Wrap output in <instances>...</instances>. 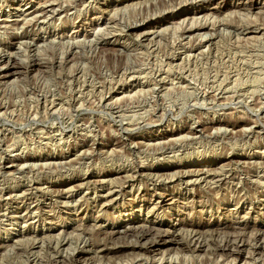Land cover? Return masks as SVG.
I'll list each match as a JSON object with an SVG mask.
<instances>
[{
	"label": "rangeland",
	"instance_id": "obj_1",
	"mask_svg": "<svg viewBox=\"0 0 264 264\" xmlns=\"http://www.w3.org/2000/svg\"><path fill=\"white\" fill-rule=\"evenodd\" d=\"M50 1L0 0V264H264V0Z\"/></svg>",
	"mask_w": 264,
	"mask_h": 264
},
{
	"label": "bare ground",
	"instance_id": "obj_2",
	"mask_svg": "<svg viewBox=\"0 0 264 264\" xmlns=\"http://www.w3.org/2000/svg\"><path fill=\"white\" fill-rule=\"evenodd\" d=\"M49 1H50V0H49ZM51 1H52V0H51ZM51 1H50V2H51ZM83 1H84V0H83ZM142 1H143V0H142ZM153 1H154V0H153ZM47 3H48V2H47ZM52 3H54V2H52ZM137 3H138V2H137ZM140 3H141V2H140ZM142 3H143V2H142ZM87 4H88V3H87ZM129 4H130V3H129ZM145 5L147 6V4H145ZM19 8H20V7H19ZM47 8H48V7H47ZM53 8H54V7H53ZM56 9H57V8H56ZM133 9H134V8H133ZM17 10H18V9H17ZM44 10H45V9H44ZM44 10H43L44 13L47 12V11H44ZM51 10H52V9H51ZM54 10H55V9H54ZM26 11H27V10H26ZM123 11H124V10H123ZM41 13H42V11L40 12V14H41ZM51 13H52V12H51ZM67 13H68V12H67ZM81 13H82V12H81ZM241 13H242V12H241ZM20 15H21V14H20ZM47 15H48V14H47ZM47 15H45V18L47 17ZM67 15H68V14H67ZM115 15H116V14H115ZM22 16H23V15H22ZM28 16H29V15H28ZM205 16H206V15H205ZM207 16H208V15H207ZM32 17H33V15H32ZM208 17H209V16H208ZM41 18H43V17L41 16ZM54 18H55V17H54ZM5 19H6V18H5ZM5 19H4V20H5ZM23 19L26 20L25 18H23ZM39 19H40V17H39ZM39 19H38V20H39ZM198 19H199V18H198ZM205 19H206V18H205ZM4 20H3V21H4ZM14 20H15V19H14ZM21 20H22V19H21ZM199 20H200V19H199ZM16 21H17V20H16ZM22 21H23V20H22ZM19 22H21V21H19ZM29 22H30V21H29ZM49 22H50V21H49ZM9 23H10V22H9ZM11 23H13V22H11ZM192 23H194L193 20H192ZM196 23H198V22H195V24H196ZM15 24H16V23H15ZM19 24H20V23H19ZM190 24H191V23H189V25H190ZM2 25H3V24H2ZM25 25H26V24H25ZM131 25H132V24H131ZM189 25L187 24V26H189ZM132 26H133V25H132ZM137 26H138V25H137ZM137 26H136V27H137ZM145 26H146V25H145ZM192 26H193V25L191 24V26H190L189 28H191ZM202 26H203V25H202ZM202 26H201V27H202ZM21 27H24V25L21 26ZM105 27H107V26H105ZM142 28H143V27H142ZM179 29H180V28H179ZM199 29H200V28H199ZM254 30H255V29H254ZM103 31H104V29H103ZM106 31H107V30H106ZM130 31H131V30H130ZM172 31H173V30H172ZM248 31H249V29H248ZM248 31H247V32H248ZM112 32H113V31H112ZM243 32H244V31H243ZM99 33H100V32H99ZM104 33H105V32H104ZM106 33H107V32H106ZM106 33H105V34H106ZM108 33H109V31H108ZM155 33H156V32H155ZM155 33H154V34H155ZM185 33H186V32H185ZM87 34H88V33H87ZM94 34H95V33H94ZM94 34H93V36H94ZM101 34H102V31H101ZM101 34H100V36H101ZM109 34H111V33H109ZM140 34H141V33H140ZM142 34H143V32H142ZM96 35H97V34H96ZM49 36H50V35H49ZM55 37H56V36H55ZM77 37H78V36H77ZM98 37H99V36H98ZM60 38H61V37H60ZM72 39H73V37H72ZM95 39H96V38H95ZM97 39H98V38H97ZM82 40H83V39H82ZM85 40H86V39H85ZM245 40H246V39H245ZM94 41H95V40H94ZM71 42H72V41H71ZM79 42H80V41H79ZM81 43H82V41H81ZM91 43H92V41H91ZM209 43H210V42H209ZM44 45H45V44H44ZM85 45H86V44H85ZM198 45H199V44H198ZM207 45H208V44H207ZM2 46H3V45H2ZM78 46H80V45H78ZM66 48H67V47H66ZM67 50H68V49H67ZM67 50H66V51H67ZM202 50H203V49H202ZM200 52H202V51L200 50ZM3 53H4V52H2L1 49H0V61H2V59L5 58V55H4ZM197 53H198V52H197ZM202 53H203V52H202ZM8 55H9V54H8ZM182 55H183V54H182ZM189 55H190V54H189ZM191 55H193V54H191ZM142 56H143V55H142ZM171 56H172V55H171ZM186 56H187V55H186ZM186 58H187V57H186ZM171 59H173V58H171ZM62 60H63V59H62ZM182 60H183V59H182ZM37 61H38V60H37ZM59 61H60V60H59ZM15 62H16V61H15ZM15 62H14V63H15ZM167 62H168V61H167ZM174 62H175V61H174ZM10 63H11V62H10ZM141 63H142V62H141ZM0 64H1V63H0ZM39 64H41V63H39ZM181 64H182V63H181ZM183 64H184V63H183ZM10 65H11V64H10ZM12 65H13V64H12ZM34 65H35V64H34ZM16 66H17V65H16ZM16 66L14 65V66H12V67H9V66L7 65V63H6V68H12V70L9 69V71L6 72L7 74H5L4 77H5V78H6V77H9V78H10V77H12L14 74H15V76H16V72L19 71L18 67H16ZM38 66H39V65H38ZM43 66H44V65H43ZM32 67H33V66H32ZM41 67H42V66H41ZM3 68H4V67H3ZM87 68H89V67H87ZM169 70H170V69H169ZM20 71H21V70H20ZM20 71H19V72H20ZM138 71H139V70H138ZM157 71H159V70H157ZM157 71H156V72H157ZM84 72H85V71H84ZM86 72H87V70H86ZM134 72H135V71H134ZM152 72H153V70H152ZM161 72H162V71H161ZM161 72H160V73H161ZM171 72H172V71H171ZM208 72H209V71H208ZM136 73H137V71H136ZM145 73H146V72H145ZM58 74H59V73H58ZM68 74H69V73H68ZM104 74H105V73H104ZM123 74L126 75V73H123ZM133 74H134V73H133ZM150 74H151V72H150ZM153 74H154V73H153ZM72 75H73V74H72ZM83 75H84V74H83ZM148 75H149V74H148ZM185 75H186V74H185ZM189 75H190V74H189ZM73 76H74V75H73ZM134 76H135V75H134ZM134 76H133V77H134ZM163 76H164V75H163ZM165 76H166V74H165ZM168 76H169V73H168ZM179 76H182V75H179ZM130 77H132V75H131ZM147 77H149V76H147ZM151 77H152V76H151ZM151 77H150V78H151ZM155 77H156V76H155ZM159 77H160V76H159ZM144 78H145V77H144ZM152 78H153V77H152ZM161 78H162V77H161ZM161 78H160V79H161ZM163 78H164V77H163ZM181 78H182V77H181ZM158 79H159V78H158ZM176 79H178V78L176 77ZM82 80H83V79H82ZM155 80H156V79H155ZM162 80H164V79H161V82H162ZM206 80H207V79H206ZM243 81H244V80H243ZM148 82H149V81H148ZM148 82H147V84H148ZM152 82H154V81H152ZM179 82H180V81H179ZM256 82H257V81H256ZM136 83H137V82H136ZM145 83H146V82H145ZM149 83H150V82H149ZM155 83H156V81H155ZM166 83H167V82H166ZM184 83H185V82H184ZM186 83H187V82H186ZM252 83H253V82H252ZM11 84H12V82H11ZM14 84H15V83H14ZM117 84H118V83H117ZM142 84H143V83H142ZM163 84H165V83H163ZM163 84L160 83V85H163ZM172 84H174V83H172ZM190 84H191V83H190ZM203 84H204V83H203ZM255 84H256V83H255ZM15 85H16V84H15ZM54 85H55V84H54ZM178 85H181V84H178ZM182 85H183V84H182ZM13 86H14V85H13ZM122 86H123V85H122ZM153 86H154V85H153ZM163 86H164V85H163ZM173 86H174V85H173ZM173 86H172V87H173ZM183 86H185V85H183ZM145 87H146V86H145ZM181 87H182V86H181ZM186 87H187V86H186ZM186 87H185V88H186ZM189 87H190V85H189ZM192 87H193V86H192ZM167 88H168V87H167ZM170 88H171V87H170ZM182 88H183V87H182ZM135 89H136V88H135ZM141 89H142V88H141ZM141 89H140V90H141ZM153 89H154V88H153ZM155 89H156V88H155ZM171 89H172V88H171ZM173 89H174V88H173ZM180 89H181V88H180ZM201 89H202V88H201ZM227 89H228V88H227ZM9 90H10V89H9ZM9 90H8V91H9ZM22 90H23V89H22ZM108 90H109V88H108ZM216 90H217V89H216ZM141 91H142V90H141ZM155 91H156V90H155ZM198 91H199V90H198ZM198 91H197V93H198ZM15 92H16V90H15ZM169 92H170V91H169ZM16 93H17V92H16ZM134 93H135V92H134ZM193 93H194V92H192L191 94H193ZM201 93H202V92H201ZM203 93H205V91H204ZM221 93H222V92H221ZM52 94H53V93H52ZM135 94H136V93H135ZM167 94H168V93H167ZM178 94H179V93H178ZM195 94H196V93H195ZM199 94H200V93H199ZM216 94H217V93H216ZM216 94H214V95H216ZM141 95H142V94H141ZM197 95H198V94H197ZM203 95H204V94H203ZM253 95H254V94H253ZM126 96H127V95H126ZM180 96H181V95H180ZM233 96H234V95H233ZM258 96H259V95H258ZM0 97H1V96H0ZM175 97H176V96H175ZM189 97H190V95H189ZM231 97H232V96H231ZM121 98H122V97H121ZM136 98H137V97H136ZM155 98H156V97H155ZM183 98H184V97H183ZM195 98H196V97H195ZM207 98H208V96H207ZM216 98H217V96H216ZM216 98H214V99H216ZM202 99H205V98H202ZM99 100H100V99H99ZM111 100H112V99H111ZM122 100H123V99H122ZM151 100H152V99H151ZM196 100H198V99L196 98ZM211 100H212V99H211ZM107 101H108V100H107ZM143 101H144V100H143ZM163 101H164V100H163ZM132 102H133V100H132ZM168 102H169V101H168ZM126 103H127V102H126ZM176 103H177V102H176ZM100 104H101V103H100ZM117 104H118V103H117ZM156 104H157V101H156ZM160 104H161V102H160ZM162 104H163V102H162ZM173 104H174V102H173ZM186 104H187V103H186ZM82 105H83V104H82ZM105 105H106V102H105ZM107 105H108L110 108L114 109V110L116 109V106H117L116 104H114V103H112V102H107ZM136 105H137V104H136ZM154 105H155V104H154ZM158 105H159V104H158ZM170 105H171V104H170ZM170 105H169V106H170ZM263 105H264V104H263ZM78 106H79V105H78ZM121 106H123L122 103H121ZM121 106H120V107H121ZM130 106H131V105H130ZM164 106H166V104L163 105V107H164ZM173 106H174V105H173ZM173 106L170 107V108H173ZM102 107H103V106H102ZM156 107H157V106H156ZM160 107H162V106H160ZM167 107H168V106H167ZM167 107H166V108H167ZM175 107H176V106H175ZM179 107H180V106H179ZM179 107H178V110L180 109ZM45 108H46V107H45ZM65 108H66V107H65ZM117 108H118V107H117ZM138 108H139V107H138ZM168 108H169V107H168ZM168 108H167V109H168ZM57 109H58V108H56V110H57ZM121 109H122V108H121ZM156 109H157V108H156ZM162 109H163V108H162ZM167 109H166V110H167ZM183 109H184V108H183ZM183 109H182V110H183ZM95 110H96V109H95ZM118 110H119V109H118ZM118 110H117V111H118ZM163 110H164V109H163ZM168 110H169V109H168ZM174 110H175V109H173V111H174ZM182 110H181V111H182ZM49 111H50V110H49ZM57 111H58V110H57ZM151 111H152V110H151ZM183 111H184V110H183ZM54 112H55V111H54ZM107 112H108V111H107ZM146 112H147V111H146ZM154 112H155V111H154ZM162 112H163V111H162ZM164 112H165V111H164ZM164 112H163V115L160 114L161 117L164 116V114H165ZM174 112H175V111H174ZM35 113H36V112H35ZM52 113H53V112H52ZM178 113H180V111H178ZM112 114H113V113H112ZM115 114H116V113H115ZM119 114H120V113H118V115H119ZM139 115H140V113H139ZM150 115H151V114H150ZM155 115H156V113H155ZM160 115H159V116H160ZM145 116H146V115H145ZM159 116H158V117H159ZM4 117H5V116H4ZM118 117H119V116H118ZM120 117L122 118V116H120ZM140 117H141V116H140ZM156 117H157V116H156ZM164 117H165V116H164ZM70 118H71V117H70ZM143 118H144V117H143ZM143 118H142V119H143ZM162 118H163V117H162ZM32 119H33V118H32ZM139 119L142 120L141 118H139ZM144 119H145V118H144ZM132 120H133V119H132ZM157 120H158V119H157ZM161 120H162V119H161ZM121 121H122V120H121ZM149 121H150V119H149ZM149 121H148V122H149ZM171 121H172V120H171ZM195 121H197V120H195ZM252 121H253V119H252ZM90 122H91V121H90ZM146 122H147V120H146ZM200 122H201V121H200ZM123 123H124V122H123ZM139 123H141V122H139ZM211 123H212V122H211ZM218 123H219V122H218ZM88 124H89V123H88ZM143 124H144V123H143ZM188 124H189V123H188ZM195 124H197V123H195ZM136 125H137V123H136ZM190 125H191V124H190ZM193 125H194V124H193ZM213 125H214V124H213ZM120 126H121V125H120ZM129 126H130V124H129ZM129 126H128V127H129ZM134 126H135V125H134ZM130 127H131V126H130ZM135 127H136V126H135ZM193 127H194V126H193ZM124 128H125V126H124ZM132 128H133V127H132ZM191 128H192V127H191ZM204 128H205V127H204ZM220 128H221V127H220ZM197 129H198V128H197ZM200 129H201V128H200ZM218 129H219V127L217 128V130H218ZM127 130H128V129H127ZM210 130H211V129H210ZM215 130H216V129H215ZM223 130H224V128H223ZM42 131H43V130H42ZM190 131H192V130H190ZM224 131H225V130H224ZM92 132H93V131H92ZM120 132H121V131H120ZM194 132L196 133V135H197V133H199L198 130H195ZM194 132H193V133H194ZM203 132H204V130H203ZM203 132H202V133H203ZM206 132H207V131H206ZM212 132H213V131H212ZM215 132H216V131H215ZM96 133H97V132H96ZM218 133H219V132H218ZM187 134H188V133H187ZM190 134H191V132H190ZM199 134H200V133H199ZM212 134H213V133H212ZM212 134H211V135H212ZM203 135H204V134H203ZM207 135H208V134H207ZM61 136H62V135H61ZM128 136H129V135H128ZM128 136H127V137H128ZM199 136H200V135H199ZM208 136H209V135H208ZM213 136H214V135H213ZM87 137H88V136H87ZM190 137H191V136H190ZM202 137H203V136H202ZM83 138H84V137H83ZM185 138H186V137H185ZM194 139H195V138H194ZM205 139H206V138H205ZM215 139H216V138H215ZM75 140H76V139H75ZM208 140H209V139H208ZM36 141H37V140H36ZM165 141H166V140H165ZM167 141H169V139H168ZM192 141H193V140H192ZM202 141H203V140H202ZM75 142H76V141H75ZM83 142H84V141H83ZM109 142H110V141H109ZM163 142H164V141H163ZM176 142H177V139H176ZM12 143H13V142H12ZM86 143H87V142H86ZM191 143H192V142H191ZM193 143H194V142H193ZM70 144H71V143H70ZM77 144H78V143H77ZM83 144H84V143H83ZM135 144H136V142L134 143V145H135ZM139 144H140V142H139ZM169 144H170V143H169ZM176 144H177V143H176ZM136 145H137V144H136ZM160 145H161V143H160ZM183 145H186V144H183ZM155 146H156V145H155ZM168 146H170V145H168ZM179 146H180V145H179ZM181 146H182V145H181ZM159 147H160V146H159ZM162 147L165 148L166 146L162 145ZM2 148H3V147H2ZM59 148H60V147H59ZM136 148H137V147H136ZM136 148H135V149H136ZM150 148H151V147H150ZM166 148H167V147H166ZM166 148H165V149H166ZM169 148H170V147H169ZM169 148H168V149H169ZM177 148H178V147H177ZM88 149H89V148H88ZM170 149H171V148H170ZM170 149H169V150H170ZM178 149H179V148H178ZM181 149H182V148H181ZM142 150H143V149H142ZM87 151H89V150H87ZM95 151H96V150H95ZM95 151H94V152H95ZM149 151H150V150H149ZM172 151H173V150H172ZM112 152H113V151H112ZM131 152H132V151H131ZM145 152H146V151H145ZM154 152H155V151H154ZM177 152H179V151H177ZM139 153H140V152H139ZM150 153H151V152H150ZM159 153H160V152H159ZM164 153H165V152H164ZM110 154H111V153H110ZM153 154H154V153H153ZM166 154H167V153H166ZM141 155H142V154H141ZM144 155H145V154H143V156H144ZM146 155H147V154H146ZM0 156H1V155H0ZM111 156H112V155H111ZM114 156H115V155H114ZM143 156H142V157H143ZM150 156H151V155H150ZM129 157H131V156H129ZM129 157H128V159H129ZM148 157H149V156H148ZM109 158H110V157H109ZM118 158H119V157H118ZM136 158H137V156H136ZM139 158H140V157H139ZM146 158H147V157H146ZM112 159H113V158H112ZM119 159H120V158H119ZM90 160H91V159H90ZM105 160H106V159H105ZM109 160H110V159H109ZM117 160H118V159H117ZM136 160H137V159H136ZM138 160H139V159H138ZM140 160H141V158H140ZM100 161H101V160H100ZM120 161H121V159H120ZM132 161H133V160H132ZM134 161H135V160H134ZM143 161H144V159H143ZM143 161H142V162H143ZM113 162H114V160H113ZM129 162H130V161H129ZM142 162H141V163H142ZM38 163H39V162H38ZM69 163H70V162H69ZM71 163H72V162H71ZM130 163H131V162H130ZM137 163H139V162H137ZM30 164H31V163H30ZM45 164H46V163H45ZM124 164H126V163H124ZM135 164H136V163H135ZM22 165H23V164H22ZM42 165H43V164H42ZM60 165H61V164H60ZM60 165H59V166H60ZM122 165H123V163H122ZM132 165H133V164H132ZM142 165H143V164H142ZM142 165H141V166H142ZM9 166H11V164H10ZM9 166H8V167H9ZM29 166H30V165H29ZM37 166H38V165H37ZM70 166H71V164H70ZM74 166H75V165H74ZM91 166H92V165H91ZM91 166H90V167H91ZM120 166H121V165H120ZM136 166H137V165H136ZM150 166H152V165H150ZM150 166H149V168H150ZM17 167H18V166H17ZM40 167H42V166H40ZM64 167H65V166H64ZM75 167H76V166H75ZM121 167H122V166H121ZM121 167H120V168H121ZM53 168H54V167H53ZM53 168H52V169H53ZM70 168H71V167H70ZM70 168H69V169H70ZM72 168H73V167H72ZM93 168H95V167H93ZM128 168H129V167H128ZM146 168H147V167H146ZM149 168H148V169H149ZM191 168H192V167H191ZM218 168H219V167H218ZM222 168H224V167H222ZM222 168H221V169H222ZM18 169H19V168H18ZM30 169H31V168H30ZM30 169H29V170H30ZM66 169H67V168H66ZM97 169H98V168H97ZM126 169H127V168H126ZM126 169H125V170H126ZM219 169H220V168H219ZM219 169H218V170H219ZM221 169H220V170H221ZM224 169H225V168H224ZM33 170H34V169H33ZM55 170H56V168H55ZM63 170H64V168H63ZM107 170H108V169H107ZM188 170H189V169H188ZM38 171H39V169H38ZM46 171H47V170H46ZM46 171H45V172H46ZM60 171H61V170H60ZM71 171H72V170H71ZM89 171H90V170H89ZM96 171H97V170H96ZM117 171H118V170H117ZM143 171H144L143 168H140L139 170H137V171L135 172V174H136V175H139V174H141ZM149 171H150V174H149L148 176H150V175L152 176V174L154 173V172H153L154 170H153V169H149ZM174 171H175V170H174ZM22 172H23V171H22ZM31 172H32V171H31ZM124 172H125V171H124ZM178 172H179V171H178ZM181 172H182V171H181ZM181 172H180V173H181ZM191 172H193L194 176H197V177H200V178H201V177H204V178H207V177H213V178H216V179H217V178H220V177H221V175H220L219 173H221L222 171H221V172L219 171V173H218V171L214 172V169H213V168H207V167H206V168H205V167H204V168H200V167H198V168H195V169H193V170L191 169V170H190V173H191ZM10 173H11V172H10ZM20 173H21V172H20ZM73 173H74V172H73ZM129 173H130V172H129ZM144 173H146V172H144ZM158 173H159V172H158ZM170 173H171V172H170ZM172 173H173V172H172ZM185 173H186V171H185ZM188 173H189V172H188ZM29 174H30V173H28V175H29ZM35 174H36V173H35ZM59 174H61V173H59ZM86 174H87V173H86ZM131 174H132V173H131ZM135 174H134V175H125V176L119 177L118 179H117V177H115V179H109V180H106V177H107V176H100L101 178L98 179V180H96V181H97L96 183L98 184L97 186H99L100 189H101V188L107 189V193H106L107 195H104V196L101 197L100 205L103 207V206L105 205V203H107V201H108V203H109V202H113V201H115V199H116L115 196H116L118 193H120V192L122 191L123 185H125V186H126V184L128 185V183L131 182V181H130V180H131V177L136 176ZM167 174H168V173H167ZM222 174H223V173H222ZM224 174H225V173H224ZM226 174H227V173H226ZM91 175H92V174H91ZM93 175H94V174H93ZM156 175H157V174H156ZM163 175H165V174H163ZM168 175H169V174H168ZM185 175H186V174H185ZM188 175H189V174H188ZM228 175H229V174H228ZM119 176H121V175H119ZM158 176H160V175H158ZM186 176H187V175H186ZM226 176H227V175H226ZM226 176H225V177H226ZM153 177H154V176H153ZM153 177H152V178H153ZM156 177H157V176H156ZM161 177H163V176L161 175L160 178H161ZM169 177H170V176H169ZM175 177H176V176H175ZM187 177H188V176H187ZM192 177H193V176H192ZM197 177H196V180H197ZM225 177H224V179H225ZM97 178H98V177H97ZM109 178H110V177H109ZM135 178H136V177H135ZM137 178H138V177H137ZM170 178H171V177H170ZM178 178H179V177H178ZM185 178H186V177H185ZM24 179H25V178H24ZM83 179H84V178H83ZM201 179H203V178H201ZM207 179H208V178H207ZM227 179H228V178H227ZM20 180H21V179H20ZM94 180H95V179L92 180V181H93V185H94ZM199 180H200V179H199ZM209 180H210V179H209ZM38 181H39V180H37V182H38ZM85 181H86V180H85ZM85 181H84V182H85ZM156 181H157V180H156ZM193 181H194V179H193ZM197 181H198V180H197ZM81 182H82V181H81ZM187 182H188V181H187ZM207 182H208V181H207ZM214 182H215V181H214ZM96 183H95V184H96ZM189 183H190V182H189ZM32 184H33V183H32ZM79 184H80V183H79ZM79 184H78V185H79ZM81 184H83V182H82ZM130 185H131V184H130ZM178 185H180V184H178ZM71 186H72V185H71ZM82 186H83V185H79V186L75 187V188L72 189V190L69 189L68 193H69V194H70L71 192H76V193H78V192L82 189ZM72 187H73V186H72ZM37 188H38V187H37ZM68 188H69V187H68ZM92 188H94V187H92ZM66 189H67V188H66ZM95 189H96V188H95ZM100 189H99V190H100ZM67 190H68V189H67ZM91 190H92V189H91ZM45 191H46V190H45ZM54 191H55V190H54ZM61 191H62V190H61ZM63 191H64V190H63ZM129 191H130V190H129ZM46 192H47V191H46ZM56 192H57V190H56ZM50 193H51V192H50ZM94 193H95V196H94V197H95V200H96L97 197H100V196L98 195V191H95ZM94 193H93V194H94ZM123 193H124V192H123ZM129 193H130V192H129ZM54 194H55V192H54ZM56 194H58V192H57ZM91 194H92V193H91ZM10 195H11V194H10ZM13 195H14V194H13ZM19 196H20V195H19ZM34 196H35V195H34ZM51 196H52V195H51ZM73 196H74V195H71V194H70V196L68 197L69 200H70L69 202H70L72 205H70V206L67 205V202H63V205L66 206L67 209L72 210V211L70 212V214H77L76 211H77V210H78V211L80 210V209H79V208H80V207H79L80 199H76V198H74ZM80 197H81V196H80ZM173 197H174V196H173ZM12 198H13V197H12ZM81 198H82V197H81ZM87 198H88V197H87ZM109 198H110V199H109ZM176 198H177V197H176ZM29 199H30V198H29ZM84 199H85V198H84ZM89 199H90V197H89ZM95 200H94V201H95ZM151 200H152V199H151ZM173 200H174V199H173ZM66 201H67V200H66ZM84 201L86 202V201H88V200H84ZM147 201H148V200H147ZM166 201H168V200H167V199H163L162 201H158V202L156 201V202L158 203V205H159V204L162 205V203H164V205H166V204L168 203V202H166ZM165 202H166V203H165ZM171 202H172V201H171ZM87 203H88V202H87ZM169 203H170V202H169ZM175 203H176V202H175ZM59 204H60V203H59ZM173 204H174V203H173ZM94 205H95V204H94ZM96 205H97V204H96ZM57 206H59V205H57ZM60 206H61V205H60ZM60 206H59V207H60ZM167 206H168V205H167ZM29 207H30V206H29ZM88 207H89V206H88ZM36 208H37V207H36ZM16 209H17V208H16ZM21 210H22V209H21ZM35 210H36V209H35ZM45 210H46V209H45ZM14 211H15V210H14ZM26 211H27V210H26ZM31 211H32V210H31ZM39 211H40V210H39ZM99 211H100V210H99ZM33 212H34V211H33ZM41 212H42V211H41ZM148 212H149V211H148ZM22 214H23V213H22ZM25 214H26V213H25ZM3 215H4V214H3ZM24 216H25V215H24ZM27 216H28V213H27ZM33 216H34V215H33ZM128 216H129V214H128ZM40 217H41V216H40ZM69 217H70V216H69ZM97 217H98V216H97ZM27 218H28V217H27ZM82 218H83V217H82ZM82 218H81V219H82ZM39 219H40V218H39ZM26 220H27V219H26ZM19 221H20V220H19ZM22 221L24 222V220H22ZM29 221H30V220H29ZM53 221H54V220H53ZM53 221H51V222H53ZM144 222H145V221H144ZM134 223H135V222H134ZM52 224H54V222H53ZM136 224H137V223H136ZM176 224H177V223H174L173 226H175ZM22 225H23V224H22ZM50 225H51V224H50ZM81 225H83V223H82ZM112 225H114V224H112ZM142 225H143V224H142ZM128 226H129V225H128ZM128 226H126V228H128V229L131 228V227H128ZM148 226H149V225H148ZM146 227H147V226H146ZM134 228H135V227H134ZM143 228H144V227H143ZM155 228H156V227H155ZM80 229H81V228H80ZM132 229H133V228H132ZM144 229H145V228H144ZM149 229H150V228H149ZM78 230H79V229H78ZM168 230H169V229H168ZM181 230H182V229H181ZM186 230H187V229H186ZM169 231H170V230H169ZM184 231H185V230H184ZM187 231H188V230H187ZM193 231H194V230H193ZM197 231H198V230H197ZM115 232H117V230H116ZM115 232H113V233H115ZM120 232H121V231H120ZM120 232H119V233H120ZM136 232H137V231H136ZM136 232H135V233H136ZM141 232H144V231L142 230ZM148 232H150V231H148ZM154 232H155V231H154ZM166 232H167V231H166ZM166 232H165V233H166ZM174 232H175V231H174ZM189 232H190V233H189V235H190V234H191V231H189ZM124 233H125V232H124ZM126 233H127V230H126ZM137 233H138V232H137ZM161 233H162V232H161ZM163 233H164V231H163ZM192 233H193V232H192ZM194 233H195V232H194ZM21 234H22V233H21ZM153 234H154V233H153ZM47 235H48V234H47ZM114 235H115V234H114ZM137 235H138V234H137ZM143 235H144V234H143ZM155 235H156V234H155ZM155 235H154V236H155ZM191 235H192V234H191ZM44 236H45V235H44ZM51 236H52V235H51ZM63 236H64V235H61V237H63ZM67 236H68V235H67ZM133 236H134V234H133ZM135 236H136V235H135ZM163 236H164V235H163ZM163 236H159L158 239H157L156 241L153 242V244L151 243L152 245H150L149 248H154V247H157V248H158V246L163 245V244H166V243L168 242V240H166ZM169 236H170V235H169ZM22 237H23V236H22ZM41 237H43V236H41ZM73 237H74V236H73ZM84 237H85V236H84ZM143 237H144V236H143ZM152 237H153V235H152ZM170 237H171V236H170ZM64 238H65V237H64ZM79 238H80V237H79ZM81 238H82V237H81ZM109 238H110V237H109ZM192 238H193V237H191V239H192ZM197 238H199V236H198ZM24 239H25V238H24ZM43 239H44V238H43ZM43 239H42V241H43ZM62 239H63V238H62ZM75 239H76V238H75ZM82 239H83V238H82ZM136 239H137V238H136ZM142 239H143V238H142ZM154 239H155V238H154ZM172 239H173V237H172ZM191 239H190L189 241H191ZM39 240H40V239H39ZM64 240H65V239H64ZM72 240H73V239H72ZM76 240H77V239H76ZM132 240H133V239H132ZM151 240H152V239H151ZM170 240H171V239H170ZM175 240H176V239H175ZM235 240H237V239H235ZM73 241H74V240H73ZM173 241H174V240H173ZM198 241H199V239H198ZM198 241H197V242H198ZM34 242H35V241H34ZM56 242H57V241H56ZM56 242H55V246H56ZM58 242H59V241H58ZM62 242H63V241H62ZM70 242H72V241H70ZM78 242H79V241H78ZM86 242H87V241H86ZM129 242H130V241H129ZM133 242H134V241H133ZM135 242H136V241H135ZM174 242H175V241H174ZM191 242H192V241H191ZM30 243H31V242H30ZM36 243H37V242H36ZM46 243H47V241H46ZM50 243H51V242H50ZM60 243H61V242H60ZM72 243H73V242H72ZM81 243H82V242H81ZM189 243H190V242H189ZM199 243H200V242H199ZM33 244H34V243H33ZM42 244H43V243H42ZM47 244H48V243H47ZM84 244H85V243H84ZM124 244H125V243H124ZM128 244H130V243H128ZM196 244H197V243H196ZM196 244H195V246H197ZM200 244H201V243H200ZM34 245H35V244H34ZM40 245H41V244H40ZM69 245H72V244L70 243V244H68V246H69ZM87 245H88V244H87ZM87 245H86V246H87ZM111 245H112V244H111ZM144 245H145V244H144ZM188 245H189V244H188ZM192 245H193V244H192ZM236 245H237V244H236ZM18 246H19V245H18ZM43 246H44V245H43ZM49 246H50V245H49ZM72 246H73V245H72ZM89 246H90V245H89ZM125 246H126V245H125ZM133 246H134V245H133ZM146 246H147V245H145V247H146ZM201 246H202V245H201ZM230 246H231V245H230ZM232 246H233V245H232ZM234 246H235V245H234ZM52 247H53V246H52ZM64 247H65V246H64ZM69 247H70V249H71V246H69ZM69 247H68V248H69ZM98 247H99V246H98ZM142 247L144 248V246H142ZM188 247H189V246H188ZM198 247H199V246H198ZM222 247H223V246H222ZM227 247H228V246H227ZM72 248H73L72 251H76V250H74V247H72ZM75 248H77V247H75ZM91 248H92V247H91ZM93 248H94V247H93ZM105 248H108V247H105ZM219 248H221V246H220ZM58 249H59V248H58ZM61 249H62V248H61ZM88 249H89V248H88ZM88 249L82 248V249L77 250L76 252H74L75 255H73V256L76 257L75 260H76L77 263H78V261H80V259L82 258L81 255L84 254V251L87 252ZM223 249H224V248H223ZM233 249H234V248H233ZM236 249H237V248H236ZM40 250H41V249H40ZM65 250H66V248H65ZM89 250H90V249H89ZM94 250H95V249H94ZM97 250H98V249H97ZM107 250H109V249H107ZM120 250H121V249H120ZM133 250H134V249H133ZM148 250H149V249H148ZM150 250H151V249H150ZM159 250H160V249H159ZM43 251H44V250H43ZM54 251H55V250H54ZM61 251H62V250H61ZM72 251H71V252H72ZM99 251H100V250H99ZM142 251H143V250H142ZM230 251H231V249H230ZM256 251H257V250H256ZM64 252H65V251H64ZM64 252H63V255H64ZM69 252H70V251H69ZM69 252H67V253H69ZM93 252H94V251H93ZM233 252H234V250H233ZM46 253H47V251H46ZM56 253H57V252H56ZM74 253L72 252V254H74ZM94 253H95V252H94ZM229 253H230V252H229ZM231 253H232V252H231ZM38 254H39V253H38ZM49 254H50V253H49ZM49 254H48V255H49ZM96 254H97V252H96ZM56 255H57V254H56ZM90 255H91V254H90ZM50 256H51V255H50ZM65 256H66V254H65ZM67 256H68V254H67ZM69 256H70V255H69ZM173 256H174V255H173ZM51 257H52V256H51ZM70 258H71V257H70ZM89 258H90V257H89ZM161 258H163V257H161ZM161 258H160V259H161ZM175 258H176V257H175ZM43 259H44V258H43ZM53 259H54V258H53ZM58 259L60 260V258H58ZM62 259H63V258H62ZM94 259H95V258H94ZM148 259H149V258H148ZM160 259H159V260H160ZM163 259H164V258H163ZM154 260H155V259H154ZM159 260H158V261H159ZM161 260H162V259H161ZM33 261H34V260H33ZM47 261H48V260H47ZM47 261H46V262H47ZM49 261H50V260H49ZM61 261H63V260H61ZM61 261H60V262H61ZM135 261H136V260H135ZM150 261H151V260H150ZM155 261H156V260H155ZM172 261H173V260H172ZM56 262H57V260H53L52 263H53V264H54V263L56 264ZM58 262H59V261H58ZM64 262H65V261H64ZM71 262H72V261H71ZM96 262H97V261H96ZM99 262H100V261H99ZM156 262H157V261H156ZM156 262H155V263H156ZM159 262L161 263V261H159ZM48 263H49V262H48ZM151 263H152V262H151ZM50 264H51V263H50ZM59 264H60V263H59ZM70 264H73V263H70ZM91 264H92V263H91Z\"/></svg>",
	"mask_w": 264,
	"mask_h": 264
}]
</instances>
